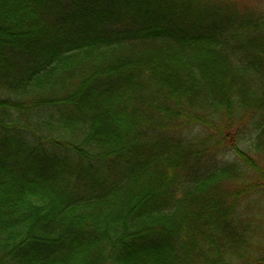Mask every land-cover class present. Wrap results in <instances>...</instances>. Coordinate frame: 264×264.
<instances>
[{
  "label": "trees",
  "instance_id": "obj_1",
  "mask_svg": "<svg viewBox=\"0 0 264 264\" xmlns=\"http://www.w3.org/2000/svg\"><path fill=\"white\" fill-rule=\"evenodd\" d=\"M0 264H264V0H0Z\"/></svg>",
  "mask_w": 264,
  "mask_h": 264
}]
</instances>
